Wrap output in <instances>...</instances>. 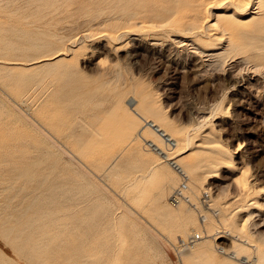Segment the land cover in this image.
I'll use <instances>...</instances> for the list:
<instances>
[{
	"label": "rangeland",
	"instance_id": "rangeland-1",
	"mask_svg": "<svg viewBox=\"0 0 264 264\" xmlns=\"http://www.w3.org/2000/svg\"><path fill=\"white\" fill-rule=\"evenodd\" d=\"M211 1L0 0V264H225L235 245L233 264H258L264 17L207 28ZM133 101L178 140L170 156L188 147L180 207H221L247 243L207 228L210 255L177 252L194 223Z\"/></svg>",
	"mask_w": 264,
	"mask_h": 264
},
{
	"label": "bare ground",
	"instance_id": "bare-ground-1",
	"mask_svg": "<svg viewBox=\"0 0 264 264\" xmlns=\"http://www.w3.org/2000/svg\"><path fill=\"white\" fill-rule=\"evenodd\" d=\"M211 2H212L211 3L212 6H214L215 9H214V11H209L206 14L204 21H203V22H205V25L207 26V28L208 27L219 28V29L227 28L228 25L231 22H233V20L238 19V21H239V20L243 19L244 18L243 14L248 12V10H252V8L257 9L256 11L252 10V13H254V16L256 18L264 17V0H212ZM214 4H216V5H214ZM205 12H207V11L205 10ZM135 104L136 103L134 101L130 102V105L133 106L132 107L133 110L136 112V114H138V116L140 118H142V121H143L142 128H144L143 130L148 128V132L146 133V135L144 136L141 133V137H143V139L146 140L148 149L150 148L153 152L158 154V156L160 157V160H158L154 166L156 167V165H161L162 163L168 164V166H171L173 171L176 169V171L179 175V183L173 189V191L170 195L171 203L173 204V206L175 208L178 209V214H179L178 221L180 223H186L189 221L191 222V221H193V219H191V214L189 213L188 208H181L180 207V202H190V199H189L190 194H188L190 191L189 192L187 191V194L189 195V197L186 194V190L188 188V182H189V175L188 174H190V173H188L189 171L187 172L185 167L179 162V158H178V156H181L182 154H184L188 151V147L185 149H179L180 150L179 152L170 156L168 148L170 149L172 146L175 147L178 143V140L172 136V133L170 132V130H168L167 128H165V126H162L158 122V119L156 120L153 118H148L146 114L140 112L135 107ZM144 119H148L153 125L144 121ZM168 126H169V124H168ZM173 148H171L170 150H173ZM172 161L175 163L174 165H173ZM154 166H152V168L150 170H153ZM160 171L166 172L165 167L164 166L161 167ZM176 171H174V173ZM175 178H177V177H175ZM205 194L207 196H209L208 192H206ZM213 197L212 196L209 197L210 203H209L208 208H210V209L215 207V205L216 206L219 205L218 202ZM194 203H191V204H194ZM208 211L209 210H205L200 215V218L197 216L198 217L197 221H193L194 225L190 227L193 230L190 231L188 234L186 233L187 235L185 237L180 236V238L177 240L176 247H177V252L179 254H181L182 252L187 251V250L192 248L190 253H189V257H188V259L191 261H194V260L197 261V259H199V258H202V257L205 258L206 256L210 255L211 245L209 243H207V240L211 234L207 233V228H208V232L213 230L214 231L213 233L216 234V233H219L221 231L220 228L223 227L224 230H222V231H225L229 234L231 233L232 237L234 238V241L235 240H236V242L241 241L239 244H242V246H243V244H245V242L246 243L248 242V237H244L245 235L243 234V232H241L242 230L239 227L236 228V226H234V224H233L234 221L230 220L231 218H229L228 214L224 211V209L222 210L221 207H217L213 211L214 213L215 212H221L220 218H215L214 215H209V213H207ZM242 223H244V222H242ZM196 226H197L198 230L195 231ZM200 231H202V234ZM219 236H222V235H219ZM254 246L257 248V254H256V257H255L253 262H257L258 264H264V249L261 247L260 244H257V243H255ZM221 248L224 249V247H221ZM240 254H241V250L239 249V245H235L231 251L227 252V256H229V258H231V259L228 260V258H227L228 261L225 259L223 261V258H222L220 260L225 264H233L232 260L240 258L241 257ZM246 255H248V254H246ZM214 260H216V259H214ZM241 261H242V263H240V264H252V261H250L249 259L248 260L247 259L241 260Z\"/></svg>",
	"mask_w": 264,
	"mask_h": 264
},
{
	"label": "built area",
	"instance_id": "built-area-1",
	"mask_svg": "<svg viewBox=\"0 0 264 264\" xmlns=\"http://www.w3.org/2000/svg\"><path fill=\"white\" fill-rule=\"evenodd\" d=\"M144 121H146V122H148V123H150L151 125H153L148 119H144ZM169 138V137H168ZM167 138V139H168ZM172 163H173V165L175 164L173 161H172Z\"/></svg>",
	"mask_w": 264,
	"mask_h": 264
}]
</instances>
